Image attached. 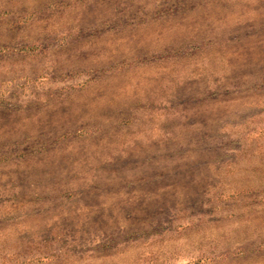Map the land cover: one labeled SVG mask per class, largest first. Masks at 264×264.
Wrapping results in <instances>:
<instances>
[{"label":"rangeland","instance_id":"rangeland-1","mask_svg":"<svg viewBox=\"0 0 264 264\" xmlns=\"http://www.w3.org/2000/svg\"><path fill=\"white\" fill-rule=\"evenodd\" d=\"M0 264H264V0H0Z\"/></svg>","mask_w":264,"mask_h":264}]
</instances>
